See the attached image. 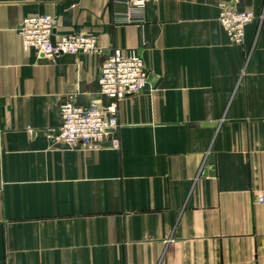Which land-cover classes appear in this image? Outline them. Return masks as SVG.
I'll return each mask as SVG.
<instances>
[{
    "label": "crops",
    "instance_id": "0c3cea01",
    "mask_svg": "<svg viewBox=\"0 0 264 264\" xmlns=\"http://www.w3.org/2000/svg\"><path fill=\"white\" fill-rule=\"evenodd\" d=\"M256 18L241 45L219 5ZM102 53L139 50L118 148L53 145L60 104L98 93L101 54L23 51L22 19ZM0 264H264V0H0Z\"/></svg>",
    "mask_w": 264,
    "mask_h": 264
},
{
    "label": "built area",
    "instance_id": "2783aa9c",
    "mask_svg": "<svg viewBox=\"0 0 264 264\" xmlns=\"http://www.w3.org/2000/svg\"><path fill=\"white\" fill-rule=\"evenodd\" d=\"M112 1L127 5L133 12H141L146 4L157 0ZM255 18V13L250 10L235 9L227 2L219 5L217 21L232 44L243 43L245 28ZM16 30L23 51L38 58L53 60L64 55H102L97 77L98 93L108 103L92 100L79 104L71 97L65 98L58 109L60 126L43 134L53 145L66 148L81 144L100 149L105 139H110L111 148H118L119 140L117 136L113 137L118 128V104L125 97L138 94L149 84L150 75L140 51L115 48L102 53L92 36L72 34L55 38L52 18L47 15L26 17Z\"/></svg>",
    "mask_w": 264,
    "mask_h": 264
}]
</instances>
